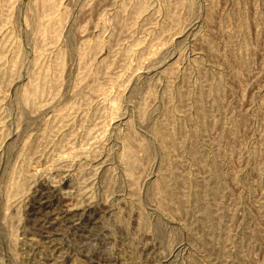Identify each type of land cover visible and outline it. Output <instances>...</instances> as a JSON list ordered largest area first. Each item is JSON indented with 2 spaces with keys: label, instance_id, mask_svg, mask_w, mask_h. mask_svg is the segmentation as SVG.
<instances>
[{
  "label": "rangeland",
  "instance_id": "1",
  "mask_svg": "<svg viewBox=\"0 0 264 264\" xmlns=\"http://www.w3.org/2000/svg\"><path fill=\"white\" fill-rule=\"evenodd\" d=\"M0 264H264V0H0Z\"/></svg>",
  "mask_w": 264,
  "mask_h": 264
}]
</instances>
